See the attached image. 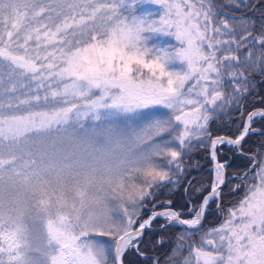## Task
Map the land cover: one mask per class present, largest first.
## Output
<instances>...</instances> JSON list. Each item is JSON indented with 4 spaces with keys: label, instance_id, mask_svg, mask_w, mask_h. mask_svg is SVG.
<instances>
[{
    "label": "snow or ice",
    "instance_id": "6c2138e0",
    "mask_svg": "<svg viewBox=\"0 0 264 264\" xmlns=\"http://www.w3.org/2000/svg\"><path fill=\"white\" fill-rule=\"evenodd\" d=\"M0 264H264V0H0Z\"/></svg>",
    "mask_w": 264,
    "mask_h": 264
},
{
    "label": "trees",
    "instance_id": "16d2710c",
    "mask_svg": "<svg viewBox=\"0 0 264 264\" xmlns=\"http://www.w3.org/2000/svg\"><path fill=\"white\" fill-rule=\"evenodd\" d=\"M203 155L204 154L202 152L196 153V154H194V159L202 160ZM231 163H232V166L229 168V172L237 171L238 169H241L243 161H242V158L239 157L238 155H235V156L232 155ZM207 167H208V164L206 161H204L200 167H193V168L189 169V172H188L189 176L196 178L193 181V183H199L200 181L205 179V177L207 176V171H206ZM185 183H187V181H185ZM182 193H183V188H181L175 195V199L178 203L183 202L184 198L182 196ZM209 222H210L209 220L205 221V223H209Z\"/></svg>",
    "mask_w": 264,
    "mask_h": 264
},
{
    "label": "rangeland",
    "instance_id": "374dc122",
    "mask_svg": "<svg viewBox=\"0 0 264 264\" xmlns=\"http://www.w3.org/2000/svg\"><path fill=\"white\" fill-rule=\"evenodd\" d=\"M156 6H152V9H154ZM165 42H171L170 40H167Z\"/></svg>",
    "mask_w": 264,
    "mask_h": 264
},
{
    "label": "flooded vegetation",
    "instance_id": "af4514ba",
    "mask_svg": "<svg viewBox=\"0 0 264 264\" xmlns=\"http://www.w3.org/2000/svg\"><path fill=\"white\" fill-rule=\"evenodd\" d=\"M228 159L232 160V155L231 154L229 155Z\"/></svg>",
    "mask_w": 264,
    "mask_h": 264
}]
</instances>
